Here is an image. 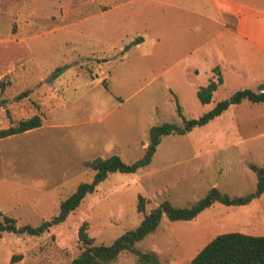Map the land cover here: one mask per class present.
Wrapping results in <instances>:
<instances>
[{"label":"rangeland","instance_id":"1","mask_svg":"<svg viewBox=\"0 0 264 264\" xmlns=\"http://www.w3.org/2000/svg\"><path fill=\"white\" fill-rule=\"evenodd\" d=\"M236 1L227 21L254 17L262 35L264 0ZM222 21L213 0H0V79L10 80L0 87V129L36 113L45 125L0 138V210L19 226H37L58 214L81 182L93 180L85 159L118 153L133 162L153 124L182 125L238 89L262 86L264 50ZM218 63L225 82L203 104L197 88ZM60 66L69 67L54 77ZM118 97L123 103L110 110ZM103 140L122 147L104 150ZM250 163L264 165V102L245 99L205 125L164 136L148 166L109 173L44 234L4 232L0 264H69L81 252L84 221L95 243L111 244L140 224L139 194L148 199L147 212L166 199L191 206L215 186L248 194L257 185ZM230 231L264 234V193L246 205L216 202L192 220L165 215L135 249L152 252L160 264H191L214 236ZM14 255L22 257L13 261ZM107 264L143 263L124 250Z\"/></svg>","mask_w":264,"mask_h":264},{"label":"trees","instance_id":"2","mask_svg":"<svg viewBox=\"0 0 264 264\" xmlns=\"http://www.w3.org/2000/svg\"><path fill=\"white\" fill-rule=\"evenodd\" d=\"M66 68L67 66L58 67L54 71V77H57ZM214 71L218 75L217 78L211 79L206 85L200 86L197 90V96L203 104L212 101L214 92L224 81L220 67L216 66ZM102 82L107 85L105 80ZM8 84H10V80L0 79V87L2 89ZM30 92L31 90L27 89L19 93L16 99L21 100L28 96ZM245 99L253 103L264 102V84L257 90L252 88L238 89L228 98L218 101L212 109L204 112L201 116L189 119L184 118L182 125L169 121L153 124L149 130V142L144 154L133 162H126L118 153L107 157L96 156L92 159H85L83 163L95 171L94 178L90 182H81L72 194L62 200L58 214L37 226L31 224L19 226L15 217L0 210V237L6 231L20 234H44L52 226L65 221L70 213L79 207L85 196L93 192L97 184L106 179L109 173L115 171L132 173L148 166L152 162L164 136L171 133L185 134L196 126L205 125L225 112L232 104L241 103ZM177 110L182 114V106L178 100ZM41 125H43V117L41 114L36 113L1 128L0 138L23 133ZM250 167L257 174V185L253 191L245 195L233 196L215 186L191 206H175L170 200L166 199L147 212L146 204L148 199L143 194H139L138 211L144 213L140 224L136 228L127 230L118 236L111 244L95 243V238L88 231L89 223L84 221L78 231L81 252L69 264H107L124 250L136 252L143 264H160L152 252H139L135 249V244L157 229L165 215L173 221L192 220L204 209L216 202H221L225 205H246L255 198L260 197L264 193V165L250 163ZM21 257L22 255H14L12 260L14 261ZM191 264H264V234L254 235L240 231L217 234L192 258Z\"/></svg>","mask_w":264,"mask_h":264},{"label":"crops","instance_id":"3","mask_svg":"<svg viewBox=\"0 0 264 264\" xmlns=\"http://www.w3.org/2000/svg\"><path fill=\"white\" fill-rule=\"evenodd\" d=\"M213 2H214V6L217 7V10L219 11L220 15H222V19H223L222 24H223V26H224V28L226 30L231 31L237 37L245 38V40L248 41L250 43V45H252L253 47H257V48H260V49L264 50V33L262 35L260 34V32H259L260 31V27H259V25L254 23V17L252 19L249 18L248 22H246V23H243V20L242 21H237L236 25H234L233 23H230L229 21H227V17L226 16L231 15L232 12H236L235 6H238V4H240L238 1H236V0H213ZM232 19H233V15H232ZM261 30L264 31V27ZM142 40H143V37L142 36H138V39H137L136 42L140 44ZM216 66H219L220 69H221V72H222V75H223V78H224V81H223V83H224L225 82L224 71H223V69L221 67V64H219V63L215 64L214 66L211 67V74H210L211 76H210L208 82L211 79H215V76L213 75V73H215L214 68ZM68 67L69 66H67V68ZM200 86H202V85H200ZM199 87L197 88V90L199 89ZM118 100H119L118 104H116L110 110L115 111L121 106V104L123 103V100L120 97H118ZM44 126L45 125H41V126H39L37 128L28 130V131H26V133H30V132H33L35 130L42 129V128H44ZM51 127L52 128H57L58 127L57 123L53 124V126H51ZM23 133H25V132H23ZM92 138H94V135L91 136V140H92ZM91 140L88 141V145L89 146H90L89 142ZM102 143L103 144L101 146H102V148L104 150L106 148H107V150H110V149H112L111 148V144L112 145L114 144V146H117L118 141L114 140V142L109 143V142H106V140H103ZM118 144L120 145V143H118ZM120 147H122V146L120 145Z\"/></svg>","mask_w":264,"mask_h":264}]
</instances>
